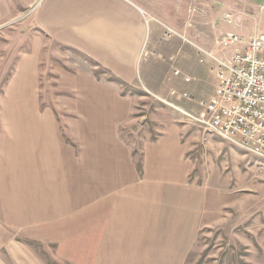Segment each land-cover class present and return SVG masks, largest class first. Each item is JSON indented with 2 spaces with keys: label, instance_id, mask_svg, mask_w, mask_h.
I'll return each mask as SVG.
<instances>
[{
  "label": "crops",
  "instance_id": "obj_1",
  "mask_svg": "<svg viewBox=\"0 0 264 264\" xmlns=\"http://www.w3.org/2000/svg\"><path fill=\"white\" fill-rule=\"evenodd\" d=\"M29 16L38 35L0 96V264H185L217 196L190 180L176 122L157 124L137 147L125 139L137 98L123 85L189 113L176 102L200 94L190 73L201 47L184 34L211 48L221 32H259L255 19L219 0H38ZM40 36L74 53L59 76L65 97L51 104L40 95ZM159 62L179 67L153 81Z\"/></svg>",
  "mask_w": 264,
  "mask_h": 264
},
{
  "label": "rangeland",
  "instance_id": "obj_2",
  "mask_svg": "<svg viewBox=\"0 0 264 264\" xmlns=\"http://www.w3.org/2000/svg\"><path fill=\"white\" fill-rule=\"evenodd\" d=\"M37 1L0 0V13L4 14L0 21V96L17 57L23 51H30L35 35H38L30 25L32 17L29 16ZM228 1L236 13L242 12L255 19L251 33H254V29L259 31L254 35L264 33V0H219V8L224 9V3ZM181 31L167 29L165 35H183ZM188 33L190 32L184 34L185 41H193L201 47L197 49L200 53L196 64L197 72L190 73L194 77L191 82L193 80L198 85L200 94L192 97L193 100L177 101L176 104L183 103L185 111L195 116L194 113L198 112L197 103L201 106L216 89V75L208 66V60L212 59L206 51H211L215 57L225 58L231 53V48L219 42L226 32L220 33L218 42L213 40L211 48L200 44L193 32L191 36ZM205 34L204 30L201 31L203 41ZM40 38V86L44 91L40 95L44 104H51L65 97L59 76L62 72L72 70L74 53L42 36ZM173 67L179 66L174 63H154L150 77L157 81L158 75L168 74ZM94 71L100 72L101 69L95 67ZM173 85L179 88L178 83ZM123 87L137 98L132 121L123 130L125 139L137 147L145 136L154 137V127L157 124L176 122L182 127V134L187 142V156L192 162L190 180L210 189L217 196L218 211L212 213L210 222L196 234L185 264H264V161L217 135L204 131L181 111L162 99L149 95L142 88ZM161 95L167 98L165 91ZM59 117H63L61 111ZM23 241L45 261H51L38 242L31 239Z\"/></svg>",
  "mask_w": 264,
  "mask_h": 264
},
{
  "label": "built area",
  "instance_id": "obj_3",
  "mask_svg": "<svg viewBox=\"0 0 264 264\" xmlns=\"http://www.w3.org/2000/svg\"><path fill=\"white\" fill-rule=\"evenodd\" d=\"M219 42L231 53L218 58L206 52L215 63V93L201 103V116L182 113L204 131L264 161V33L246 38L228 32Z\"/></svg>",
  "mask_w": 264,
  "mask_h": 264
}]
</instances>
